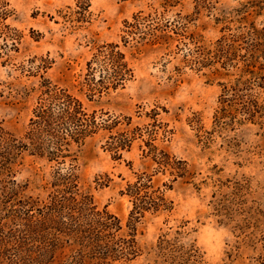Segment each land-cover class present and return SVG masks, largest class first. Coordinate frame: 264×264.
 Returning <instances> with one entry per match:
<instances>
[{
	"label": "rangeland",
	"instance_id": "374dc122",
	"mask_svg": "<svg viewBox=\"0 0 264 264\" xmlns=\"http://www.w3.org/2000/svg\"><path fill=\"white\" fill-rule=\"evenodd\" d=\"M6 2L0 125L24 138L47 79L68 89L90 113L120 122L73 151L81 192L120 220L122 237L129 233L133 207L123 193L138 176L153 175L154 189L173 202L171 211L147 213L138 222L139 253L129 264H264V109L253 118L236 106L218 119L224 85L240 77L264 78V0H90L91 23L79 28L63 17L77 0ZM155 10L160 26L171 24L180 34L186 31V38L170 29L173 40L167 43L152 45L149 36L142 42V33L124 44L125 22ZM223 40L235 59L228 72H216L220 63L198 68L186 62L190 51L194 58L209 57L199 46L214 55ZM106 44L119 45L134 78L124 88L91 93L84 86L87 64ZM248 98L264 107V90L255 87ZM121 133L135 140L116 159L107 144ZM150 142L188 163L183 178L159 168ZM53 166L26 154L16 180L27 185L26 194L46 198ZM70 254L66 248L61 256Z\"/></svg>",
	"mask_w": 264,
	"mask_h": 264
},
{
	"label": "trees",
	"instance_id": "16d2710c",
	"mask_svg": "<svg viewBox=\"0 0 264 264\" xmlns=\"http://www.w3.org/2000/svg\"><path fill=\"white\" fill-rule=\"evenodd\" d=\"M8 6L6 0H0V26L10 16ZM90 8V0H77L76 7H69L63 17L66 23L79 28L91 23ZM160 18L157 10L134 15L132 22H125L128 31L124 44L130 38L138 41L136 37L142 33L143 36H138L142 42L146 41L145 36H149L151 39L147 41L152 45L167 43L173 40L168 33L170 29L186 38V31L180 34L170 27L171 24L160 26L155 21ZM142 27L151 32H142ZM198 43L194 41V44ZM199 47L209 57L194 58L190 51L185 59L190 65L203 68L220 63L216 70L220 74V69L228 72L235 61L230 58L233 47L227 40L221 41L214 55L207 48ZM87 67L84 86L91 93L124 88L134 78V70L126 55L115 44L99 47ZM252 77H240L232 85H224L218 119L231 115L235 108H239L236 106L253 118L261 114L264 107L248 96L255 87L264 90V78ZM40 91L24 138H18L0 125V264H129L139 253L136 241L138 222L147 213L171 211L173 202L160 188L154 189L153 175L143 173L138 176L123 193L130 198L133 207L128 222L129 233L122 237L120 220L106 210H98L93 196L81 192L76 165L78 158L73 151L74 146L81 147L100 131L112 132L120 122L111 116L105 118V114L90 113L68 89L47 79H44ZM151 137L150 141H154V136ZM134 140V136L126 133L111 136L107 151L121 159L120 152L128 150ZM149 145L152 149L150 155L162 171L171 169L175 180L185 176L186 161L159 152L151 142ZM26 154L49 165L54 164L53 168H56L51 181L44 187L46 198L26 194L27 185L16 180L17 169ZM165 186L171 189V186ZM66 248L71 252L67 259L61 256Z\"/></svg>",
	"mask_w": 264,
	"mask_h": 264
}]
</instances>
